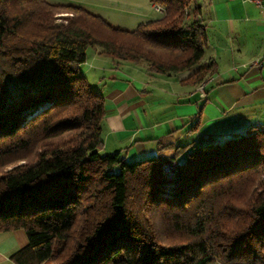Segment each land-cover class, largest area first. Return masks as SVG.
<instances>
[{"label": "trees", "instance_id": "16d2710c", "mask_svg": "<svg viewBox=\"0 0 264 264\" xmlns=\"http://www.w3.org/2000/svg\"><path fill=\"white\" fill-rule=\"evenodd\" d=\"M152 1L164 15L130 30L78 4L0 0V166L12 165L0 170V231H26L17 264H264L263 127L178 146L170 190L161 158L103 151L105 97L81 69L88 47L166 74L205 53L194 0Z\"/></svg>", "mask_w": 264, "mask_h": 264}, {"label": "crops", "instance_id": "0c3cea01", "mask_svg": "<svg viewBox=\"0 0 264 264\" xmlns=\"http://www.w3.org/2000/svg\"><path fill=\"white\" fill-rule=\"evenodd\" d=\"M207 30L200 64L180 73L150 72L147 65L112 60L90 84L105 97L103 151H121L128 160L157 156L171 169L178 146L220 144L264 128V0H194ZM88 57V56H87ZM94 57H104L96 48ZM256 61V63H255ZM213 63L205 96L186 79ZM185 152L180 155L184 157ZM28 243L22 228L0 231V264H17L10 254ZM222 264V263H216Z\"/></svg>", "mask_w": 264, "mask_h": 264}, {"label": "rangeland", "instance_id": "374dc122", "mask_svg": "<svg viewBox=\"0 0 264 264\" xmlns=\"http://www.w3.org/2000/svg\"><path fill=\"white\" fill-rule=\"evenodd\" d=\"M54 3H73L82 5L83 7L89 9L90 11L99 14L106 18L110 23L115 26H119L125 29H135L140 23L147 22L154 19L161 18L164 13L161 9V5L155 4L152 0H50ZM160 7V9L157 7ZM195 6V5H194ZM188 10L191 15L194 14L193 4ZM96 47L90 46L87 50V60L84 62L83 67H86L88 72L89 81L93 84L97 82L101 75L106 72H100L99 67L103 65L109 66L112 64L113 58L110 55L102 54L104 57H99L98 59L94 57ZM145 64V63H143ZM22 83L10 79L8 82V89L12 96L19 95L21 91ZM163 161V160H162ZM163 171L165 176L168 178L167 183L164 188L170 190L174 188L175 171L173 163H171V169L168 167L164 168L163 161ZM8 165L5 167L0 166V170H5L11 167Z\"/></svg>", "mask_w": 264, "mask_h": 264}, {"label": "built area", "instance_id": "2783aa9c", "mask_svg": "<svg viewBox=\"0 0 264 264\" xmlns=\"http://www.w3.org/2000/svg\"><path fill=\"white\" fill-rule=\"evenodd\" d=\"M252 2H255L257 4H261V0H249ZM157 6V5H156ZM158 7V6H157ZM160 9V7H158ZM161 9L163 10V7H161ZM256 63V61H255ZM196 89L200 92L201 96H205V86H204V81L200 82L197 84Z\"/></svg>", "mask_w": 264, "mask_h": 264}]
</instances>
